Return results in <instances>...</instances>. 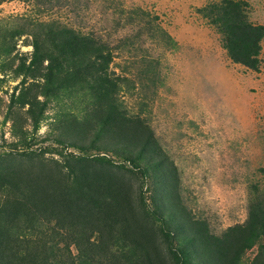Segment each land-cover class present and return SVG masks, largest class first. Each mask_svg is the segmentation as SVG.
Returning a JSON list of instances; mask_svg holds the SVG:
<instances>
[{"label":"rangeland","instance_id":"1","mask_svg":"<svg viewBox=\"0 0 264 264\" xmlns=\"http://www.w3.org/2000/svg\"><path fill=\"white\" fill-rule=\"evenodd\" d=\"M214 1L220 0L114 1L115 7L157 14L155 24L176 44L156 42L144 30L139 49L116 51L110 68L127 78L118 93L124 117L113 122V130L103 128L97 135L98 122L90 112L93 79L78 76L67 80V87L52 86L49 96L43 93L59 74L52 80L47 76L45 55L54 41L42 24L56 21L102 32L112 44L140 25L115 22L119 15L106 0H0V264H46L43 252L52 241L57 245L48 250L50 264H82L79 247L67 249L74 229L58 224L53 209L34 214L31 181L38 178L47 186L46 174L65 177L71 185L84 183L108 199L120 193L114 213L108 211L115 230L96 227L94 242L111 245L118 234L119 244L145 248L149 236L164 264H175L159 222L145 218L143 194L166 218L177 243L190 249L191 262L228 264L221 249L235 242L238 226L246 223L253 186L264 192V40L259 70L233 62L220 33L199 12ZM245 1L250 19L264 24V0ZM35 37L42 40L38 57ZM143 55L158 61L152 66L155 77L141 62ZM55 139L76 145L66 149ZM79 145L114 162L77 160L71 153L82 152ZM27 149L37 152L21 153ZM126 156L148 169L145 181L131 166L117 165ZM207 242L212 249L204 256ZM95 255L96 264H108L106 247ZM240 264H264L261 242L245 250Z\"/></svg>","mask_w":264,"mask_h":264},{"label":"trees","instance_id":"2","mask_svg":"<svg viewBox=\"0 0 264 264\" xmlns=\"http://www.w3.org/2000/svg\"><path fill=\"white\" fill-rule=\"evenodd\" d=\"M106 1H108L106 7L119 15L115 22L120 23L123 27L134 23L140 25V29L134 32L132 36L121 37L117 44H112L102 32H86L83 30L84 28L75 29L56 21L53 24H42L47 27V37L54 41L53 47H50L45 55L49 58V64L46 66L47 76L52 80L54 75L59 74L58 81L55 84L49 81V84L45 85L46 90L43 93L49 96L52 93V86L67 87L69 85L67 80L70 81L78 78V76L93 79L91 96L94 99L92 101L94 111L90 112L94 115L92 120L98 122L97 135H100L103 128L113 130V122L124 117V113L120 110L118 93L120 85L127 78L110 68L116 58V51L126 48L139 49V41H141L144 30L156 42L163 41L166 46L176 44L174 38L167 31L161 30L155 24V21L159 18L157 14H152L142 7L127 8L119 5L115 7V0ZM248 7L249 3L245 0H220L206 4L199 8V12L220 33L222 45L233 62L253 70H259L262 62L264 24L255 23L250 19ZM41 43L42 40L35 37L33 43L34 55L37 57ZM141 62L152 70L150 74L155 77L156 70L152 66L155 67L158 61H153L152 58L143 55ZM22 67L25 68V62ZM64 68L65 70H63ZM145 75L148 74L145 72ZM92 120L87 121L86 124H89ZM86 124L83 122V125L88 129L89 126ZM54 141L66 149L71 145H76L74 142L67 144L59 139ZM79 147L82 152L78 154L71 153L77 160L93 159L103 163L114 162L106 154L93 155L86 151L85 146L79 145ZM35 152H37L36 149H27L21 153L29 155ZM117 165L131 166L140 173L144 181L148 176V169L141 167L132 161L130 157H124L121 164L118 163ZM43 180L46 181L48 187L41 184V180L38 178L34 182L31 181L29 197L33 204L34 214L36 216L38 211L42 210L43 212L53 209L59 215L58 224H61L62 227L74 229L76 233L72 240L67 242V249H70L71 244L77 245L79 247L78 255L83 259L82 264H96L94 261L95 252L104 247L108 250V264H164L163 258L155 254L157 251L155 239H149V236H145V248L139 247V243L138 246H127L125 242L119 244L116 240L118 234L113 237L111 245H106L102 241L94 242L91 239L95 234L94 229L96 227L101 231L104 227H110L112 231L115 230L110 213H114L113 203L119 204L121 197L118 191L115 195H113L114 193L109 194L111 197L108 199L101 194H95L92 190L94 188H85L84 183L79 184L73 180L71 185L69 181L65 180V177L64 179H54L51 174H46ZM107 186L109 187V185ZM142 197L143 203L147 207L145 208L142 204L143 211L146 214L145 218L148 216L156 223L159 222V232L162 234L166 248L175 264H198L190 261V249L177 243V236L170 228L166 218L158 210L149 206L143 194ZM85 200L93 204L92 207L87 204L83 206ZM19 203H22L21 200ZM137 212L141 215L140 211ZM237 231H239V236L235 242L231 241L221 249V254L227 257L228 264H240L241 256L245 250L251 248L257 242H261L264 250V192L259 186H253V191L249 196L248 219L244 225L238 226ZM124 232L129 236L131 235V231H127L126 227ZM47 244L49 243H43L45 247ZM56 245L57 243L52 241L50 247L44 250L46 264L52 263V251L48 252V250H53ZM211 249L209 242L204 243L203 255L207 256L208 250ZM31 261L36 263L38 261L37 256L32 255ZM206 263L207 261H205Z\"/></svg>","mask_w":264,"mask_h":264}]
</instances>
